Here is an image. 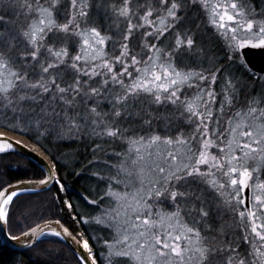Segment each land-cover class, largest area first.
<instances>
[{
  "label": "snow or ice",
  "instance_id": "snow-or-ice-1",
  "mask_svg": "<svg viewBox=\"0 0 264 264\" xmlns=\"http://www.w3.org/2000/svg\"><path fill=\"white\" fill-rule=\"evenodd\" d=\"M251 50L264 52V0H0V154L22 143L8 131L84 145L74 174L95 178L84 223L102 234L17 215L25 183L66 190L55 157L37 179L0 180V230L30 251L71 240L75 264H264V69Z\"/></svg>",
  "mask_w": 264,
  "mask_h": 264
},
{
  "label": "trees",
  "instance_id": "trees-1",
  "mask_svg": "<svg viewBox=\"0 0 264 264\" xmlns=\"http://www.w3.org/2000/svg\"><path fill=\"white\" fill-rule=\"evenodd\" d=\"M4 123L6 121L0 118V124ZM0 129L3 128L0 127ZM11 133L33 142L43 151L51 163L52 157H55L59 174L63 178L62 182L66 186V190L63 192L58 191V186L53 184L51 188L43 192L19 196L17 204L22 207L17 211V215H19L20 210L34 209L35 215L29 218V223L33 225L45 222L49 218H59L66 227H69L73 235H77L79 232H83L86 236L102 234L94 230L98 229V226L84 223V220L88 219V213L95 214L93 210L96 209V206L88 204L85 200V197L92 199L97 195L98 188L97 183L94 182L95 178L87 174H74L81 172L82 165L87 163L89 153L85 151L84 145L73 141H64L59 144L55 142L43 143L37 142L30 136L21 135L19 132ZM42 144L43 146H41ZM60 153L67 154V160ZM41 174L39 169L16 156L0 157V180L4 182L37 179ZM52 197H59V200H57L56 206L48 211ZM62 201H67L73 207L68 208ZM13 231L20 234L15 225H13ZM33 248L35 251L15 252L0 244V264H12V261L20 258L23 259L24 264H41L42 261H48L49 264H65L66 261H71V264H75L72 253L57 239L43 238ZM42 250H51L52 254L44 256ZM102 259L103 254H101Z\"/></svg>",
  "mask_w": 264,
  "mask_h": 264
},
{
  "label": "water",
  "instance_id": "water-1",
  "mask_svg": "<svg viewBox=\"0 0 264 264\" xmlns=\"http://www.w3.org/2000/svg\"><path fill=\"white\" fill-rule=\"evenodd\" d=\"M250 60H251L252 65H254V71H256L257 73H260V70L264 69V52H261L260 50H251ZM261 74H264V73H261ZM4 131L5 130H0V132H4ZM17 137L19 139H21L22 141L24 140L25 142H22L21 144H15L14 143L13 150H10L7 153L0 154V157L10 156V155L19 157V158L25 160L30 165L38 168L44 175H46L47 174V166L49 164H51V162H50L49 158L43 152H42L43 154H41L34 147L31 146L34 144L23 139L22 137H19V136L15 135L13 133H10V132H6L4 138L15 142V141H17V139H16ZM20 181H16V182H12V183L18 184ZM25 181H27V180H25ZM52 185H49L47 187H43V186L25 183L24 185H22V187L26 188L28 190L21 191L20 195H27V194H31V193L42 192V191H45V190L49 189L50 187H52ZM33 187H35V191L32 190ZM42 223H44V222H42ZM45 236H47V235H45ZM49 236H51V235H49ZM54 238L59 240L72 254H73V251H77L76 245H74L71 240L60 239L57 237H54ZM0 242H1V244H3L6 248H8L11 251L23 252V251L29 250V248L24 246L23 244L9 241L7 239V230L6 229L0 230ZM37 242L38 241H36V243ZM36 243L33 245V247L36 245Z\"/></svg>",
  "mask_w": 264,
  "mask_h": 264
},
{
  "label": "bare ground",
  "instance_id": "bare-ground-1",
  "mask_svg": "<svg viewBox=\"0 0 264 264\" xmlns=\"http://www.w3.org/2000/svg\"><path fill=\"white\" fill-rule=\"evenodd\" d=\"M16 139L22 141L18 137ZM22 142H25V141L23 140ZM31 146L34 147L37 151H39L41 154H43L42 151L37 146H35V145H31Z\"/></svg>",
  "mask_w": 264,
  "mask_h": 264
},
{
  "label": "rangeland",
  "instance_id": "rangeland-1",
  "mask_svg": "<svg viewBox=\"0 0 264 264\" xmlns=\"http://www.w3.org/2000/svg\"><path fill=\"white\" fill-rule=\"evenodd\" d=\"M21 137V136H20ZM26 139V138H25ZM31 142V141H30ZM33 143V142H32ZM49 238V237H48ZM1 244V243H0Z\"/></svg>",
  "mask_w": 264,
  "mask_h": 264
}]
</instances>
